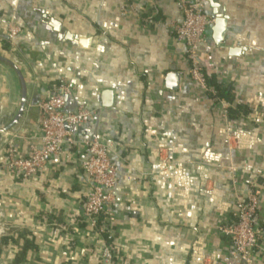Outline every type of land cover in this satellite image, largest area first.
Segmentation results:
<instances>
[{
	"label": "crops",
	"instance_id": "0c3cea01",
	"mask_svg": "<svg viewBox=\"0 0 264 264\" xmlns=\"http://www.w3.org/2000/svg\"><path fill=\"white\" fill-rule=\"evenodd\" d=\"M215 2L227 32L216 45L210 30L199 60L231 103L190 79L170 33L175 0H0V264H106L107 245L113 264H245L220 229L253 190L264 231V0ZM61 82L71 88L65 111L83 106L92 118L71 131L77 144L18 179L6 150L39 145L38 104ZM94 138L118 170L114 222L95 229L82 216L91 187L81 168ZM251 260L264 264V235Z\"/></svg>",
	"mask_w": 264,
	"mask_h": 264
},
{
	"label": "built area",
	"instance_id": "2783aa9c",
	"mask_svg": "<svg viewBox=\"0 0 264 264\" xmlns=\"http://www.w3.org/2000/svg\"><path fill=\"white\" fill-rule=\"evenodd\" d=\"M175 3L180 10L181 20L170 25V33L184 46V56L189 63L188 75L204 94L218 100L213 88L207 84L199 60L200 48L207 43L215 21L207 10V0H175ZM19 32V27L9 24L7 41L13 44ZM70 95L69 84L61 82L38 104L39 145L31 146L26 156H20L9 146L6 150V169L9 173L24 181L32 179L61 152L64 145L77 144L71 131L89 123L92 112L83 106L77 107L74 112H66V99ZM84 146L86 159L81 168L91 190L83 203L82 216L95 229L99 226L100 219H106L110 224L114 222L113 189L118 170L111 161L112 149L109 145L94 138L84 143ZM258 204L256 193L250 190L247 198L237 203L234 220L220 229L230 242L231 254L245 264H253L251 254L259 248L260 238L264 235V231L255 224ZM101 260L106 264H113V255L108 245L102 250Z\"/></svg>",
	"mask_w": 264,
	"mask_h": 264
},
{
	"label": "water",
	"instance_id": "95a60500",
	"mask_svg": "<svg viewBox=\"0 0 264 264\" xmlns=\"http://www.w3.org/2000/svg\"><path fill=\"white\" fill-rule=\"evenodd\" d=\"M207 4L211 10V15L214 17V25L211 28V34H212V39L216 45H220L224 41V37L227 32V23L229 21V17L224 14L222 11L220 5L215 2V0H207ZM50 26L55 30L58 31L59 25L56 23L51 22ZM63 38H65L68 41H73L77 40L74 36L72 35H64ZM82 45V43L80 41ZM240 53H242L241 49H230L229 50V55L230 56H237ZM178 79V76L176 74H169L166 77V81L173 83ZM172 89H175L176 87H171ZM101 101L102 105L104 107H110L112 105V93L110 91H104L101 95Z\"/></svg>",
	"mask_w": 264,
	"mask_h": 264
},
{
	"label": "trees",
	"instance_id": "16d2710c",
	"mask_svg": "<svg viewBox=\"0 0 264 264\" xmlns=\"http://www.w3.org/2000/svg\"><path fill=\"white\" fill-rule=\"evenodd\" d=\"M206 80H207V84L213 88V90L215 91L216 94V98L218 99H224L227 100L229 103L232 102L231 100V95L230 92L228 91V88H225L223 85H221L220 83H218L214 78L212 77H207L206 76ZM210 97V96H209ZM212 98V97H211ZM228 114L233 113L231 109H227Z\"/></svg>",
	"mask_w": 264,
	"mask_h": 264
}]
</instances>
